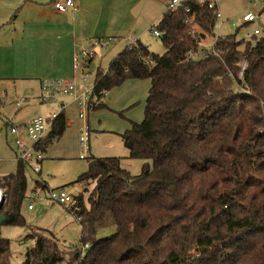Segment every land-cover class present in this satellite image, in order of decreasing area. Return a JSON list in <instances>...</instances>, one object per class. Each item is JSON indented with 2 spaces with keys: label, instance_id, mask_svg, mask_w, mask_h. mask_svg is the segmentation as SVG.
<instances>
[{
  "label": "trees",
  "instance_id": "obj_1",
  "mask_svg": "<svg viewBox=\"0 0 264 264\" xmlns=\"http://www.w3.org/2000/svg\"><path fill=\"white\" fill-rule=\"evenodd\" d=\"M216 13L208 0L165 11L155 24L162 54L137 41L98 71L90 110L129 79L150 82L143 120L121 134L128 158L144 164L135 175L122 157L90 155L73 182L82 188L73 215L89 245L85 253L72 249L75 264H264V35L215 36ZM67 126L62 111L37 147L45 152ZM26 164L18 159L0 176L2 225H26ZM36 188L49 191L41 181ZM109 227L115 232L98 237ZM23 239L34 245L22 264L64 259L41 228ZM9 245L0 233V264H10Z\"/></svg>",
  "mask_w": 264,
  "mask_h": 264
},
{
  "label": "rangeland",
  "instance_id": "obj_2",
  "mask_svg": "<svg viewBox=\"0 0 264 264\" xmlns=\"http://www.w3.org/2000/svg\"><path fill=\"white\" fill-rule=\"evenodd\" d=\"M199 1L204 2L205 0ZM216 2L222 14L223 23L219 21L215 25L213 29L215 36L236 35L237 39H242L248 30L252 31L255 28L260 30V35H264V4L262 2L252 3L249 0H216ZM160 4L164 12L167 11V1L160 0ZM248 11L257 13V18L250 23H244L243 16ZM6 12L7 5L0 6V14L6 16ZM214 35H209L206 40L205 44L208 48L213 45ZM131 40H127L126 36L119 37L116 42H111L108 48L99 50L90 59L85 68V72L90 74L89 86H94L98 71H106L112 58L121 52L126 47L125 45H129ZM141 42L155 54H162L165 51L161 37L154 36L150 30L143 35ZM245 64L246 62L242 61V67ZM81 69L79 68V74H82ZM149 85L150 82L147 79H129L122 85L108 90L107 96L100 102L102 106L91 108L88 114L92 155L94 157H122V165L135 175L142 171L144 160L128 158L129 151L121 134L130 129L132 123H139L143 120ZM0 91L4 92L1 86ZM7 92H4L3 98L0 99V176L14 172L17 168L18 153H16L17 148L14 143L16 136L7 135V128L12 123L18 124L17 121L20 118L26 120L30 116L45 115L52 109H56L55 105L58 106V103L51 104L53 105L51 107L40 104L35 94H14L15 92L10 90ZM23 97H27L28 100L23 102L20 106L22 109L18 110L17 99ZM65 99L67 97L60 101ZM68 106L66 115L69 125L64 135L51 143L43 152L41 172H36L29 164L25 165L28 191L22 214L26 219V225H2L0 228L2 236L10 240L8 251L10 264H22L27 250L34 245V240L23 239L30 228H41L46 236L58 242L64 259L56 264H75L71 260L72 249L82 251L81 228L68 205L52 202L48 198V190L35 188L36 181H41L47 184L49 190L65 189L71 194H80L82 190L73 182L89 169L90 158L89 156L85 159L80 158L82 120L79 118V106L75 102L68 103ZM61 110V108L57 110L58 113ZM21 138L26 140L29 146H33L34 141L29 140L25 133L21 134ZM0 188L3 191L5 202V189L1 185ZM35 189L41 199L35 195ZM83 195L85 198L88 193ZM30 204L32 208L28 207ZM114 232L115 227L100 229L98 237H108Z\"/></svg>",
  "mask_w": 264,
  "mask_h": 264
},
{
  "label": "crops",
  "instance_id": "obj_3",
  "mask_svg": "<svg viewBox=\"0 0 264 264\" xmlns=\"http://www.w3.org/2000/svg\"><path fill=\"white\" fill-rule=\"evenodd\" d=\"M4 5L6 16L0 14V86L5 93L35 94L40 104L50 107L53 105L40 99L42 81L79 75L75 52L99 38L116 42L126 36L141 41L164 13L160 0H74V7L65 12L54 7V0H0V6ZM4 92L0 91V99ZM65 101L77 103L67 97L56 109L37 116L58 114L60 108L66 115L70 105ZM37 116L20 118L17 123ZM9 128L7 135L12 134Z\"/></svg>",
  "mask_w": 264,
  "mask_h": 264
},
{
  "label": "built area",
  "instance_id": "obj_4",
  "mask_svg": "<svg viewBox=\"0 0 264 264\" xmlns=\"http://www.w3.org/2000/svg\"><path fill=\"white\" fill-rule=\"evenodd\" d=\"M167 1V11H177L182 7H187V3L190 0H166ZM252 3L260 1L264 4V0H249ZM209 8L217 9L215 25L217 22L223 23L222 14L218 8L216 0H208ZM54 7L60 11L65 12L69 8L74 7V0H54ZM264 9V8H263ZM189 11V9H186ZM257 18V13L253 11H248L243 16L244 23H250ZM194 16L187 19L188 22H192ZM154 36L160 37L161 32L156 29L155 25L150 28ZM195 33V29L192 31ZM258 28L248 30L244 35L246 41L252 39L254 35L260 34ZM195 35V34H194ZM111 41L104 38L95 39L93 44L90 47L84 48L79 52L74 54V66L75 69L82 68V74H79L74 77L69 78H52L45 79L42 81V91L40 99L44 103H58L64 97H70L75 100L79 106V118L82 120L81 134H80V147L82 148V153L80 158L85 159L90 157L92 154L91 149V128L89 123V111H90V98L94 94V86H89L90 74L85 72V68L88 66L90 59L95 56V54L104 48H108ZM136 40H131L129 45H134ZM194 54V52H192ZM152 63V62H150ZM107 95V92L97 101H102L103 98ZM28 100L27 97L18 99L16 106L20 107L23 102ZM59 114V113H58ZM57 113H53L48 117L37 116L21 124H11L10 132L16 136L15 146L18 152V159H22L27 164L33 167L36 172H41V162L43 160V150L37 147V144L43 141L51 132L55 119L58 116ZM25 133L27 138L31 141H34L33 146H29L26 140L21 138V134ZM0 194L3 197V191L0 188ZM35 195L41 199L40 194L35 189ZM48 198L52 202H57L63 205H68L69 210L74 214L78 210V199L74 194L69 193L65 189H51L48 191ZM32 208L30 204L28 206ZM89 247L88 244H85L82 248V253H85V250Z\"/></svg>",
  "mask_w": 264,
  "mask_h": 264
},
{
  "label": "water",
  "instance_id": "obj_5",
  "mask_svg": "<svg viewBox=\"0 0 264 264\" xmlns=\"http://www.w3.org/2000/svg\"><path fill=\"white\" fill-rule=\"evenodd\" d=\"M4 199H5L4 197L1 198V201H0V209H1L2 205H3ZM5 219H6V216L5 215H1L0 216V228H1L2 223L5 221Z\"/></svg>",
  "mask_w": 264,
  "mask_h": 264
},
{
  "label": "bare ground",
  "instance_id": "obj_6",
  "mask_svg": "<svg viewBox=\"0 0 264 264\" xmlns=\"http://www.w3.org/2000/svg\"><path fill=\"white\" fill-rule=\"evenodd\" d=\"M2 195L0 194V201H1Z\"/></svg>",
  "mask_w": 264,
  "mask_h": 264
}]
</instances>
